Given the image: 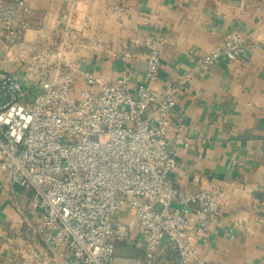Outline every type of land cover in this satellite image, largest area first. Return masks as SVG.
I'll return each mask as SVG.
<instances>
[{"label":"crops","instance_id":"1","mask_svg":"<svg viewBox=\"0 0 264 264\" xmlns=\"http://www.w3.org/2000/svg\"><path fill=\"white\" fill-rule=\"evenodd\" d=\"M34 12L20 42L0 41V77L13 74L30 92L38 90L32 54L48 53L51 65L67 60L92 72L99 84L126 77V89L148 83L143 40L163 37L156 79L164 89L184 77L197 59L230 31L249 45L247 59L219 57L203 76L188 80L170 113L166 139L175 152L172 180L184 193L205 190L217 198L205 230L192 214V255L186 264H264V0H22ZM71 11L65 27L61 15ZM129 51L130 54L126 55ZM53 71L45 78L52 79ZM85 88L76 77L70 98ZM89 89L99 92V86ZM182 124L188 147L174 142ZM28 187L0 180V264H47L45 245L30 240L39 223ZM175 205V203H173ZM114 222L129 239L116 242L114 264H147L137 241L136 219L124 209ZM153 264H182L164 243ZM171 252V253H170Z\"/></svg>","mask_w":264,"mask_h":264},{"label":"built area","instance_id":"2","mask_svg":"<svg viewBox=\"0 0 264 264\" xmlns=\"http://www.w3.org/2000/svg\"><path fill=\"white\" fill-rule=\"evenodd\" d=\"M127 8V0L113 6L118 14ZM33 15L22 0H0V41L20 42ZM61 20L66 27L71 11ZM162 44L159 32L143 40L148 83L138 84L135 95L126 77L99 84L67 60L51 65L42 50L31 57L38 65L35 93L13 74L0 77V180L31 190L39 223L29 238L45 245L47 264H114L115 243L129 239L128 228L114 222L124 209L136 219L147 264L156 262L164 243L182 264L192 255V214L205 230L217 198L175 186V152L166 139L170 113L190 78L205 75L219 57L247 59L249 45L240 33L228 32L183 78L160 90L151 83ZM260 55L264 59V49ZM48 71L52 79L45 78ZM76 77L85 88L71 99ZM96 85L97 94L89 89ZM188 141L179 124L174 142L188 147Z\"/></svg>","mask_w":264,"mask_h":264},{"label":"rangeland","instance_id":"3","mask_svg":"<svg viewBox=\"0 0 264 264\" xmlns=\"http://www.w3.org/2000/svg\"><path fill=\"white\" fill-rule=\"evenodd\" d=\"M171 253V252H170ZM173 253V252H172Z\"/></svg>","mask_w":264,"mask_h":264}]
</instances>
